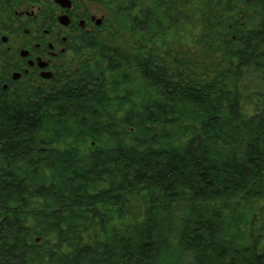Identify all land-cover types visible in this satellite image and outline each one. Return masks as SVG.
<instances>
[{
    "label": "trees",
    "instance_id": "16d2710c",
    "mask_svg": "<svg viewBox=\"0 0 264 264\" xmlns=\"http://www.w3.org/2000/svg\"><path fill=\"white\" fill-rule=\"evenodd\" d=\"M110 2L0 88V264H264V0Z\"/></svg>",
    "mask_w": 264,
    "mask_h": 264
},
{
    "label": "flooded vegetation",
    "instance_id": "af4514ba",
    "mask_svg": "<svg viewBox=\"0 0 264 264\" xmlns=\"http://www.w3.org/2000/svg\"><path fill=\"white\" fill-rule=\"evenodd\" d=\"M112 26L110 0H0V88L51 86Z\"/></svg>",
    "mask_w": 264,
    "mask_h": 264
},
{
    "label": "water",
    "instance_id": "95a60500",
    "mask_svg": "<svg viewBox=\"0 0 264 264\" xmlns=\"http://www.w3.org/2000/svg\"><path fill=\"white\" fill-rule=\"evenodd\" d=\"M57 1L61 2L62 0H57Z\"/></svg>",
    "mask_w": 264,
    "mask_h": 264
}]
</instances>
